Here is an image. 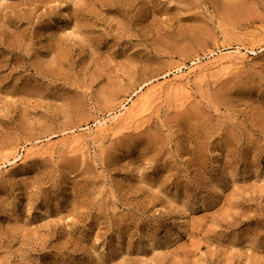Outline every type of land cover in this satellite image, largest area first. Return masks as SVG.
I'll use <instances>...</instances> for the list:
<instances>
[{
  "label": "rangeland",
  "instance_id": "374dc122",
  "mask_svg": "<svg viewBox=\"0 0 264 264\" xmlns=\"http://www.w3.org/2000/svg\"><path fill=\"white\" fill-rule=\"evenodd\" d=\"M0 264H264V0H0Z\"/></svg>",
  "mask_w": 264,
  "mask_h": 264
},
{
  "label": "bare ground",
  "instance_id": "6f19581e",
  "mask_svg": "<svg viewBox=\"0 0 264 264\" xmlns=\"http://www.w3.org/2000/svg\"><path fill=\"white\" fill-rule=\"evenodd\" d=\"M250 52H252L253 55L255 54L253 50ZM238 59L233 58L231 56H226V57L220 56L219 58L214 59L213 62H211L209 66H206V65L205 66H199V71L201 73H203L204 78L207 76L206 73H208L211 70H215V69H219V72H222V74L226 75L232 69L230 66L236 65V67H237L238 64H234L233 60L236 61ZM174 83L175 84L179 83V85H180L179 89L176 90L177 93H179V92L182 93L181 94L182 96L180 95V100L182 99L184 101H188L192 97V96L190 97L191 92L189 91L190 85H189V81H188V76L179 75L176 78V81ZM174 83L170 84V85L172 86V85H174ZM178 90H179V92H178ZM155 91H157V90H153L152 93H154ZM188 92H190V95ZM177 93H176V95H177ZM132 107H133V105H131L129 108L125 109L124 112H120L119 115L115 116L112 120L99 121L95 126L96 130L94 131V133H96L99 137H105L108 134H110V132L115 127L125 126V125H128V127H130V126H133L134 124L140 122V120H142L143 117L142 118H130L131 117L130 108H132ZM85 142H86V140H85V137L83 135H75L69 141L68 148L72 152L82 151L85 147ZM52 149H53L52 146H47L46 149L42 148L41 150L43 151V153H46L47 151H51ZM33 153H34L33 151L29 150L26 152V156L32 155ZM17 157H18L17 155L15 157H13V159L15 160L14 163H17L18 161H20V160H18Z\"/></svg>",
  "mask_w": 264,
  "mask_h": 264
}]
</instances>
